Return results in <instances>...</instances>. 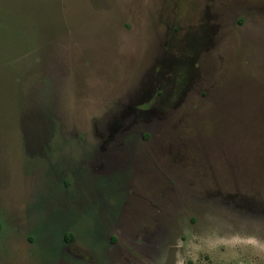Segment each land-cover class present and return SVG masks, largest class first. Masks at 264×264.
<instances>
[{"label":"rangeland","instance_id":"1","mask_svg":"<svg viewBox=\"0 0 264 264\" xmlns=\"http://www.w3.org/2000/svg\"><path fill=\"white\" fill-rule=\"evenodd\" d=\"M0 264H264V0H0Z\"/></svg>","mask_w":264,"mask_h":264},{"label":"trees","instance_id":"2","mask_svg":"<svg viewBox=\"0 0 264 264\" xmlns=\"http://www.w3.org/2000/svg\"><path fill=\"white\" fill-rule=\"evenodd\" d=\"M67 240H68V237H67Z\"/></svg>","mask_w":264,"mask_h":264}]
</instances>
